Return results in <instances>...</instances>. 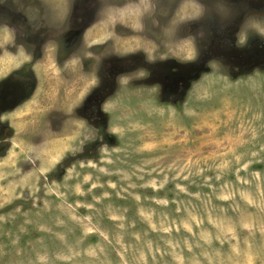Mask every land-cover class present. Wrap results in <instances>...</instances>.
<instances>
[{
  "label": "rangeland",
  "instance_id": "obj_1",
  "mask_svg": "<svg viewBox=\"0 0 264 264\" xmlns=\"http://www.w3.org/2000/svg\"><path fill=\"white\" fill-rule=\"evenodd\" d=\"M0 264H264V0H0Z\"/></svg>",
  "mask_w": 264,
  "mask_h": 264
},
{
  "label": "flooded vegetation",
  "instance_id": "obj_2",
  "mask_svg": "<svg viewBox=\"0 0 264 264\" xmlns=\"http://www.w3.org/2000/svg\"><path fill=\"white\" fill-rule=\"evenodd\" d=\"M253 58H255V59L251 63L258 64V60H256V59L260 60L261 57L258 55L257 57L255 56ZM188 65L189 66H187V64L184 66H177L175 63H172V66L169 68V71H168V80H166L168 85L164 88L165 91L167 90V93H169L168 91L178 93L179 90L181 88H183L184 91L186 90L183 93V95L184 96L187 95V92L190 90V87H191L193 80H195L200 75V73L202 72V69H203L202 68L203 66H201L200 63H198V62L194 63V64H188ZM174 69H176V70H174ZM175 72H177V73H175ZM172 89H173V91H172ZM96 94L94 96H87V99L85 101V112L86 113L88 111L87 109H89L91 105H92V107H94L95 103H96V105L99 106L101 96H96Z\"/></svg>",
  "mask_w": 264,
  "mask_h": 264
}]
</instances>
